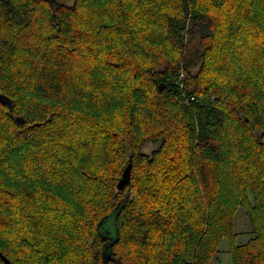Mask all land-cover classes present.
<instances>
[{"label":"trees","instance_id":"16d2710c","mask_svg":"<svg viewBox=\"0 0 264 264\" xmlns=\"http://www.w3.org/2000/svg\"><path fill=\"white\" fill-rule=\"evenodd\" d=\"M0 96L11 264H264V0H0Z\"/></svg>","mask_w":264,"mask_h":264},{"label":"rangeland","instance_id":"374dc122","mask_svg":"<svg viewBox=\"0 0 264 264\" xmlns=\"http://www.w3.org/2000/svg\"><path fill=\"white\" fill-rule=\"evenodd\" d=\"M61 1H65L69 4L73 3V0H61ZM192 45H193V43H192ZM194 47H195V45H194ZM154 148H156V145L148 144L145 147L144 151L147 154H151V152L153 151ZM107 230H108V236L111 235V233H109L110 231H109L108 227H107ZM235 230L238 234V237H237V243L238 244L246 243L252 237L251 227L249 224L247 213L243 207H240L236 212ZM229 248H230V242H229L228 238L225 237V238H223V240L219 246L218 253L216 254V258H218L219 262H217L216 259H214L211 262V264H234L233 263V257L231 255V253L229 252Z\"/></svg>","mask_w":264,"mask_h":264},{"label":"water","instance_id":"95a60500","mask_svg":"<svg viewBox=\"0 0 264 264\" xmlns=\"http://www.w3.org/2000/svg\"><path fill=\"white\" fill-rule=\"evenodd\" d=\"M0 99L3 100V96H0ZM3 103H5V101ZM17 121L22 122V120H17ZM132 167H133L132 162H130L128 166L125 168L123 172V176L118 183V187L120 190L125 189V187L131 183ZM0 256L6 264H11L10 260L6 256H4L1 251H0Z\"/></svg>","mask_w":264,"mask_h":264}]
</instances>
